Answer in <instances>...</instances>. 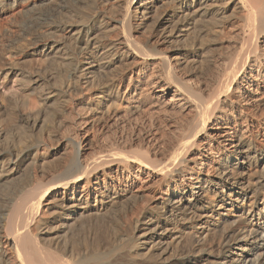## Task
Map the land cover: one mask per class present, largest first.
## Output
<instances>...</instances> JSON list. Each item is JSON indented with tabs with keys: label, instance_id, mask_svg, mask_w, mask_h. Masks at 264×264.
Returning a JSON list of instances; mask_svg holds the SVG:
<instances>
[{
	"label": "bare ground",
	"instance_id": "1",
	"mask_svg": "<svg viewBox=\"0 0 264 264\" xmlns=\"http://www.w3.org/2000/svg\"><path fill=\"white\" fill-rule=\"evenodd\" d=\"M1 75L0 264H264V0H0Z\"/></svg>",
	"mask_w": 264,
	"mask_h": 264
},
{
	"label": "rangeland",
	"instance_id": "2",
	"mask_svg": "<svg viewBox=\"0 0 264 264\" xmlns=\"http://www.w3.org/2000/svg\"><path fill=\"white\" fill-rule=\"evenodd\" d=\"M22 18L23 19L20 20V26H22V28H23L22 33L20 36H16L14 38V40H15L13 42L14 46L23 42L24 36L26 34L23 31L25 28L35 26L32 21L25 19V17H22ZM13 49L14 48H11L10 50L6 51L5 58L7 60L8 59L13 60L12 58L16 59V56H12V54H14ZM40 62H42V61H40ZM40 62H38V64L36 63L33 67L43 66V64ZM67 82L68 81H65L64 84H67ZM64 88L67 90V86L64 85ZM71 90H69L68 93L72 96H75V94H76L75 90L74 89H71ZM20 91H21V87H20L19 83L17 82V80L15 79L14 76H11V75H7V76L1 75L0 76V100L8 98V97H15L20 93ZM27 97H26V102L28 105L26 104L27 106H25V107L27 109L28 108L35 109L37 107V106L35 107V105H37L36 104L37 101L34 99L35 101L34 100L33 101L35 102V104H33L30 96H27ZM18 108H19V110H18ZM18 108L16 110L17 113L15 112L17 115L16 118H19L22 114H24L26 112L25 111L26 108H21V107H18ZM19 123L20 124H19V127L17 128V130L13 131V133H12L13 135L11 134L12 137L9 140V141H11V142H9V145H12L14 149H19L23 143H26L27 140H31L35 137L39 138L40 140L42 139L44 151L46 153H48V155H49L47 158L48 162L46 163V166L48 168L50 165H52V163L54 164L57 160V157L59 156V153L58 154L56 153L58 145L68 135V132H67V134H65V132H63L62 129H60V125L58 123L57 117L56 118H55V116L50 117V119H48V121L46 120L43 123L44 125L42 124L40 127H36L35 125H33V120H28V122L26 120H21V122H19ZM139 125L137 124V127L140 128L139 130L141 132H144L143 127H140ZM70 131H69V133H71L70 135H72L74 137V135L76 134V131H75V134H74L73 130H70ZM80 131H81V133H80ZM82 131H83V129H80L79 131H77V136L75 135L74 138L77 142H79L81 144V146H84V144H87L86 141L88 140L89 144H87V146L93 147V148L92 147L89 148L88 150H84L83 152L85 154L89 153L90 151H92L94 149V146L96 144H93V142L95 139H99V137L108 136L107 138H109V140H110L111 137H113V135L115 133L114 130L111 129L107 133L102 134V136H100L99 134L101 133V131L97 130V128H90L85 134H82ZM132 131H133V128L128 126L123 130L122 134H123V136L129 137V134H131ZM19 138H20V140H19ZM90 142H91V144H90ZM51 153H53V154H51ZM38 178H39L38 179L39 181L42 180V178L40 176H38ZM130 212L131 211L124 209V211L122 210L121 212H119L117 214L118 215L117 217L119 219H121L122 217H123V219L126 218L125 219L126 222H128L127 221V217H128L129 218L128 220H130L129 221L130 223L128 222V228L133 232L134 231L133 230L134 224H135L134 223L135 222V215L133 212H131L133 215L130 214ZM119 214H121V215H119ZM130 216H131V218H130ZM133 218H134V220H133ZM131 220H133V221H131Z\"/></svg>",
	"mask_w": 264,
	"mask_h": 264
}]
</instances>
